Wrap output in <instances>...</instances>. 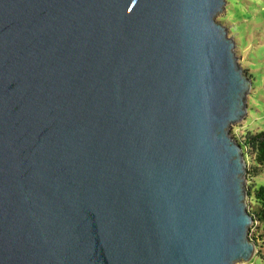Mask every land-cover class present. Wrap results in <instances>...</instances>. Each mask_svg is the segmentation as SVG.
Segmentation results:
<instances>
[{"label":"water","instance_id":"95a60500","mask_svg":"<svg viewBox=\"0 0 264 264\" xmlns=\"http://www.w3.org/2000/svg\"><path fill=\"white\" fill-rule=\"evenodd\" d=\"M224 5L0 0V264L252 258Z\"/></svg>","mask_w":264,"mask_h":264},{"label":"rangeland","instance_id":"374dc122","mask_svg":"<svg viewBox=\"0 0 264 264\" xmlns=\"http://www.w3.org/2000/svg\"><path fill=\"white\" fill-rule=\"evenodd\" d=\"M215 21L224 26L234 40V55L250 80L246 115L229 129L230 135L242 143L248 134L264 130V0H225L223 12L215 17ZM251 166L252 162L247 158L246 172ZM245 180L246 192L264 187V170L255 177L245 174ZM245 204L249 213L260 211L252 197L247 196ZM249 238L255 246L254 255L246 263L235 264H264V221L256 217L249 229Z\"/></svg>","mask_w":264,"mask_h":264},{"label":"trees","instance_id":"16d2710c","mask_svg":"<svg viewBox=\"0 0 264 264\" xmlns=\"http://www.w3.org/2000/svg\"><path fill=\"white\" fill-rule=\"evenodd\" d=\"M242 146L246 149V153L252 166L250 170L246 172L250 177H255L264 170V130L259 132H253L243 138ZM249 198H253L254 202L260 208L257 214L249 213L253 220L256 217L260 221H264V187L259 186L253 188V190H247Z\"/></svg>","mask_w":264,"mask_h":264}]
</instances>
